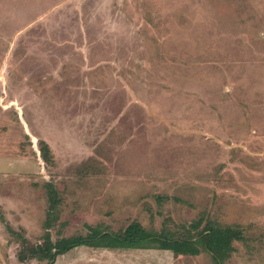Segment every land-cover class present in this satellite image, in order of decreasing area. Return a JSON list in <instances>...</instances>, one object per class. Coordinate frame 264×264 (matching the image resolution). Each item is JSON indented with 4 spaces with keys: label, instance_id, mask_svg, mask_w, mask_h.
Returning <instances> with one entry per match:
<instances>
[{
    "label": "rangeland",
    "instance_id": "1",
    "mask_svg": "<svg viewBox=\"0 0 264 264\" xmlns=\"http://www.w3.org/2000/svg\"><path fill=\"white\" fill-rule=\"evenodd\" d=\"M134 223L234 227L218 263L264 264V0H0V264H46V228ZM54 264L216 261L77 246Z\"/></svg>",
    "mask_w": 264,
    "mask_h": 264
},
{
    "label": "trees",
    "instance_id": "2",
    "mask_svg": "<svg viewBox=\"0 0 264 264\" xmlns=\"http://www.w3.org/2000/svg\"><path fill=\"white\" fill-rule=\"evenodd\" d=\"M41 144L40 152H42L45 159L47 145ZM194 226L196 227V225ZM44 239L46 242L45 247L30 250L29 254L32 258L46 260V264H54L58 256L68 253L77 246L110 250L155 249L183 256H196L204 252L210 254L216 261V264H220L218 263V259H222V257L233 251L232 244L236 241H243V236L237 228L229 226L220 227L214 223H208L196 237L177 240L148 232L142 229L139 224L134 223L127 228L122 236L101 233L94 229L86 237L60 239L57 243L52 244L48 228H46ZM20 259L21 262L25 260L21 257Z\"/></svg>",
    "mask_w": 264,
    "mask_h": 264
}]
</instances>
